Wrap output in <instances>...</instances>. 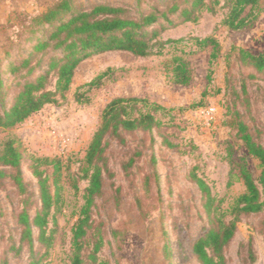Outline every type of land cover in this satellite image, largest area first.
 I'll list each match as a JSON object with an SVG mask.
<instances>
[{
  "label": "rangeland",
  "instance_id": "rangeland-1",
  "mask_svg": "<svg viewBox=\"0 0 264 264\" xmlns=\"http://www.w3.org/2000/svg\"><path fill=\"white\" fill-rule=\"evenodd\" d=\"M61 1L0 0V108L13 95L14 83L25 78L10 74L13 64L28 58L37 73L47 67L49 56L61 55L60 49H54L40 56L32 43L23 41L26 37L46 38L72 12L96 4L125 6L138 18L164 9L165 1L173 0H68V9L54 22L32 33L33 17ZM223 3L214 5L213 13L200 8L195 21L182 22L176 12L169 16L171 24L160 20L144 28L164 25L156 39L171 41L164 43L159 54L141 57L107 51L84 59L57 103L45 104L22 122L0 128V150L6 140L13 139L22 153L24 183L20 192L8 176L0 178V264H70L72 226L87 186L85 151L103 109L116 97L146 99L163 110L154 112L157 125L150 130L105 137L102 188L90 210L83 264H94L88 254L99 237L97 263L200 264L192 244L208 229L233 219L234 201L245 191L241 167H247L254 177L259 175L257 160L237 133L238 119L264 146V72L255 73L238 58L240 49L253 54L264 50V0L246 7L243 16L255 19L241 30L220 24L226 12ZM182 5L189 6V2ZM210 35L218 42L213 60L211 46L199 49L194 40ZM178 59L186 65V84L175 82L173 67ZM104 71L97 86L85 85ZM76 91L81 94L78 100ZM55 160L60 170L54 185ZM33 164L49 177L51 193L56 191L59 196L45 225V236L51 234L48 247L37 241L34 226L31 245L20 238L22 209L31 218L40 207ZM193 174L209 188V212ZM224 263L264 264V213L244 215L236 222L234 236L224 250Z\"/></svg>",
  "mask_w": 264,
  "mask_h": 264
},
{
  "label": "trees",
  "instance_id": "trees-1",
  "mask_svg": "<svg viewBox=\"0 0 264 264\" xmlns=\"http://www.w3.org/2000/svg\"><path fill=\"white\" fill-rule=\"evenodd\" d=\"M220 0H211L206 4V0H173L165 1L166 7L162 10L149 11L135 18L129 14V9L125 6L96 4L89 9L74 11L70 17L56 25L46 38L30 35L23 41L32 43L33 51L44 56L47 51L60 49L61 55L48 57L47 67L36 73L35 65L30 59L23 58L18 64L10 67V74L15 77L25 76L21 82L14 83L13 95L8 101H3L0 108V128H8L22 122L29 115L39 111L45 104L57 103L69 90L71 80L76 66L86 58L94 54L107 51H126L134 56H149L159 54L164 43L171 41H160L156 38L162 32L164 25L160 29L153 28L144 30L152 24L164 20L168 24L172 23L170 15L177 12V18L181 21H195L197 11L205 8L207 11L215 12L214 5H218ZM258 0H223L226 12L220 24L232 30H241L249 26L255 17L243 16V12L248 6L256 5ZM189 2V6H183ZM68 9V0H62L56 5L41 11L35 15L31 22V32H39L41 28L54 22L62 11ZM195 45L199 49L211 46L210 59H215L218 55L217 40L212 36L203 38L195 37ZM174 41V40H172ZM156 48V51L154 49ZM238 58L241 63L250 67L255 73L264 72V50L253 54L243 49L238 50ZM23 71V73H22ZM176 83L186 84L188 75L185 63L179 61L173 67ZM106 72H102L85 83L89 88L97 86ZM31 76V77H30ZM53 82L50 83V79ZM0 83L1 67H0ZM50 83V84H49ZM49 85L50 87L48 88ZM244 87V86H242ZM4 90L7 87H3ZM76 100L81 97L77 91L74 93ZM140 104V107H137ZM152 109V111L147 110ZM128 109V110H127ZM135 114L132 115V112ZM163 110V107L146 99L136 97H116L109 101L103 109L101 121L92 134L91 140L84 155V178L87 179V186L82 195L81 204L76 220L72 226L71 244L72 253L70 264H83V250L85 239L90 228V210L96 197L101 193L104 153L108 143L105 137L119 138L121 131L150 130L157 125L154 112ZM237 133L243 141L247 152L257 160L259 168L258 177H254L250 170L242 166L241 175L245 191L239 195L233 205V219L227 223H219L217 227H212L192 244V253L196 256L200 264H225L224 250L234 236L236 222L244 215L264 213V146L260 144L249 132L248 125L238 119ZM47 159L36 158V161H46ZM22 153L13 139H8L3 143L0 150V166L6 167L7 171L0 169V178L8 176L23 192L24 183L21 177ZM52 183H57V172L60 170L59 161L55 160L53 165ZM33 174L37 178L39 189L40 207L34 215L29 218L28 212L23 208L19 214L18 221L22 225L21 239L26 238L32 243V227L38 229L37 241L44 243L48 247L51 234L45 236V225L52 205L58 200V192L51 193L47 175L38 171L37 165L33 164ZM193 179L200 191L206 196V210L210 211V195L207 184L193 174ZM24 240V239H23ZM102 239L99 237L93 243L88 258L94 264L97 263V253L100 251ZM3 264H6L4 262Z\"/></svg>",
  "mask_w": 264,
  "mask_h": 264
},
{
  "label": "built area",
  "instance_id": "built-area-1",
  "mask_svg": "<svg viewBox=\"0 0 264 264\" xmlns=\"http://www.w3.org/2000/svg\"><path fill=\"white\" fill-rule=\"evenodd\" d=\"M213 110H214V108H213Z\"/></svg>",
  "mask_w": 264,
  "mask_h": 264
}]
</instances>
